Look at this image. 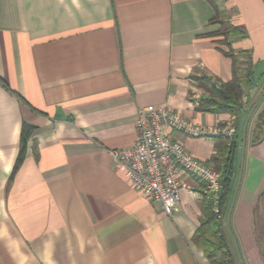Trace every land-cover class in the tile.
Listing matches in <instances>:
<instances>
[{
  "label": "crops",
  "instance_id": "1",
  "mask_svg": "<svg viewBox=\"0 0 264 264\" xmlns=\"http://www.w3.org/2000/svg\"><path fill=\"white\" fill-rule=\"evenodd\" d=\"M219 23L245 34L225 46ZM229 51L264 78V0H0V264H208L192 242L201 182L185 178L193 192L166 216L108 152L133 146L147 106L203 128L234 122L196 109L206 97L198 79H231ZM22 124L32 132L12 174ZM252 131L253 116L229 229L242 264H264L254 226L264 137L252 144ZM170 137L204 163L215 154L214 139Z\"/></svg>",
  "mask_w": 264,
  "mask_h": 264
},
{
  "label": "built area",
  "instance_id": "2",
  "mask_svg": "<svg viewBox=\"0 0 264 264\" xmlns=\"http://www.w3.org/2000/svg\"><path fill=\"white\" fill-rule=\"evenodd\" d=\"M233 119V118H232ZM136 140L126 149L109 151L116 170L142 196L158 201L166 216H171L179 202L180 192H193L185 178L203 185L202 194L212 202L218 219L220 174L191 155L170 133H181L193 139L230 138L235 134L233 120L223 128H203L166 107L147 106L136 112Z\"/></svg>",
  "mask_w": 264,
  "mask_h": 264
},
{
  "label": "trees",
  "instance_id": "3",
  "mask_svg": "<svg viewBox=\"0 0 264 264\" xmlns=\"http://www.w3.org/2000/svg\"><path fill=\"white\" fill-rule=\"evenodd\" d=\"M220 30L214 36L220 38V43L229 46L231 38L243 37L245 31L241 27H235L229 23H219ZM225 56L232 62V77L226 83L218 85L212 84L209 80L198 79L200 88L205 92L206 97L200 100L196 109L200 112L214 115H229L234 119L233 125L236 129L235 134L230 138L216 137L214 138L215 154L209 162L214 171L220 174V195L218 207L224 215L228 209L233 179L235 176L236 153L241 143L242 123L239 121V115L245 105H248L246 114L249 112L254 102L250 104L246 97V90L250 88H259L258 76L256 75L251 62H247L244 68L238 67L232 52L225 53ZM244 73V79H240V73ZM264 86L261 88L263 90ZM262 98L259 105L253 112V131L251 135V143L257 144L264 137V106L261 108ZM251 116V118H252ZM250 118V119H251ZM250 122V120H249ZM249 124V123H248ZM248 127V125H247ZM32 128L26 124H22L20 130L19 151L16 162L14 164L12 174L16 171L25 155V144ZM202 219L197 228L192 242L199 248L208 264H239L230 234L226 228L225 220L216 218L213 212V204L202 194Z\"/></svg>",
  "mask_w": 264,
  "mask_h": 264
},
{
  "label": "water",
  "instance_id": "4",
  "mask_svg": "<svg viewBox=\"0 0 264 264\" xmlns=\"http://www.w3.org/2000/svg\"><path fill=\"white\" fill-rule=\"evenodd\" d=\"M263 97H264V88L261 91V93L259 94V96L257 97V99L255 100V102H254L253 106L251 107V109L249 110L247 116L245 117L243 125H242L239 171H238L236 183H235V186H234V190H233V193H232L231 201L229 203V206H228V209H227V212H226V216H225V225H226V228H227V230H228V232L230 234V237H231V240H232V243H233V246H234L235 254H236V257H237V260H238L239 264H242V261H241V258H240L239 252H238V248H237L236 242H235V240H234V238H233V236H232V234L230 232V229H229V219H230V214H231V211H232V208H233V205H234V201H235V198H236V194H237V191H238L240 178H241V173H242V163H243L244 150H245L247 125L249 123V120H250L253 112L255 111L256 107L259 105V103L261 102Z\"/></svg>",
  "mask_w": 264,
  "mask_h": 264
},
{
  "label": "rangeland",
  "instance_id": "5",
  "mask_svg": "<svg viewBox=\"0 0 264 264\" xmlns=\"http://www.w3.org/2000/svg\"><path fill=\"white\" fill-rule=\"evenodd\" d=\"M258 85H259V88L256 93L257 95H255L252 98V100L250 101V104L254 102L257 99V96L261 93L262 91L261 88L264 86V78L258 81ZM254 226H255V233L258 239V244H259L262 256L264 258V197L260 200V202L257 205Z\"/></svg>",
  "mask_w": 264,
  "mask_h": 264
}]
</instances>
